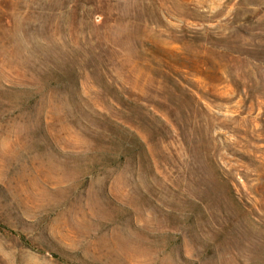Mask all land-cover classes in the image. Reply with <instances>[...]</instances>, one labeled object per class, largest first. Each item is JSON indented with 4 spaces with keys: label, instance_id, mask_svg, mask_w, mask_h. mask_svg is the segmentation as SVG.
Listing matches in <instances>:
<instances>
[{
    "label": "rangeland",
    "instance_id": "1",
    "mask_svg": "<svg viewBox=\"0 0 264 264\" xmlns=\"http://www.w3.org/2000/svg\"><path fill=\"white\" fill-rule=\"evenodd\" d=\"M0 264H264V0H0Z\"/></svg>",
    "mask_w": 264,
    "mask_h": 264
}]
</instances>
